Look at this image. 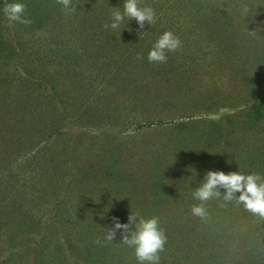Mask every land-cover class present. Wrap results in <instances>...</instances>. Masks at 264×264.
Instances as JSON below:
<instances>
[{
  "label": "rangeland",
  "instance_id": "rangeland-1",
  "mask_svg": "<svg viewBox=\"0 0 264 264\" xmlns=\"http://www.w3.org/2000/svg\"><path fill=\"white\" fill-rule=\"evenodd\" d=\"M13 2L59 21L10 24ZM151 2L153 26L86 47L56 0H0V264H138L104 240L132 212L159 218V264H264V218L225 189L191 211L209 171L264 175V0ZM167 31L182 48L150 63Z\"/></svg>",
  "mask_w": 264,
  "mask_h": 264
},
{
  "label": "clouds",
  "instance_id": "clouds-1",
  "mask_svg": "<svg viewBox=\"0 0 264 264\" xmlns=\"http://www.w3.org/2000/svg\"><path fill=\"white\" fill-rule=\"evenodd\" d=\"M56 4L66 15L76 12L73 0H56ZM244 11L246 12L247 9ZM3 12L10 24L19 23L28 26L33 23L28 18L27 6L24 3H6ZM126 17L135 20L139 25L140 32H143L146 24L153 26L156 13L150 6L142 7L140 0H125L123 11L120 10V7L114 8L111 23H105L103 27L105 30L109 28L114 31L118 30ZM181 48V39L173 32L167 31L153 45L148 54V61L158 64L167 63V54L174 53ZM137 59L141 60L143 57L138 55ZM219 189L226 190V194L222 196L224 202L221 204L222 207L235 202L237 205H243L245 210L253 215L264 218V175L242 172L229 174L222 171L207 172L204 181L193 192V198L200 203L193 205L192 214L204 218L207 215L206 202L221 198L222 193ZM237 193L240 194L238 197ZM138 216V212H132L128 217L129 222L126 224H121L118 218H113L115 227L107 229L104 240L113 241L117 231L122 229V243L134 248L138 264H159V254L164 251L167 243L166 233L161 227L158 217L140 218L137 223ZM133 225H135V231H131ZM95 243L99 245L101 240L98 238Z\"/></svg>",
  "mask_w": 264,
  "mask_h": 264
},
{
  "label": "trees",
  "instance_id": "trees-1",
  "mask_svg": "<svg viewBox=\"0 0 264 264\" xmlns=\"http://www.w3.org/2000/svg\"><path fill=\"white\" fill-rule=\"evenodd\" d=\"M145 1L147 5L151 6V0H140ZM175 5L178 6V3L182 2L183 0H171ZM125 0H73V3L76 5V17L78 16V19H73V23H71V32L73 36L77 37L75 39L82 40L86 42V47L92 46L94 39L101 38V39H113V38H119L124 37L125 34L128 32H124L125 30H130L131 27L128 26V22L136 23V21H132L129 18H125L124 22L121 24L120 28L118 30H112L111 28L105 30L103 27L105 23H111V16L114 8L120 7V10L123 11V4ZM83 3H86L85 5ZM112 3V4H111ZM145 4V3H144ZM143 7V6H142ZM52 10L49 11L51 13ZM64 14V12H63ZM33 21L32 24H35L38 27H42L45 24H56L59 19H31ZM62 19H60L61 22ZM70 20V19H69ZM63 21V20H62ZM156 21V20H155ZM63 23H60L62 25ZM34 25V26H35ZM138 32L137 27L132 28ZM81 45V46H82ZM86 47H78L79 50L84 49ZM101 45H98V49L101 48ZM109 47V46H108ZM88 51V49H87ZM100 54V53H99ZM93 57V56H92ZM84 57L81 56L80 60L79 58L75 57L73 64L75 66H81V60ZM143 72L144 69H141ZM142 72V73H143ZM98 101H94L89 104V106H99ZM256 112L260 116H264V101L262 105L257 106Z\"/></svg>",
  "mask_w": 264,
  "mask_h": 264
}]
</instances>
